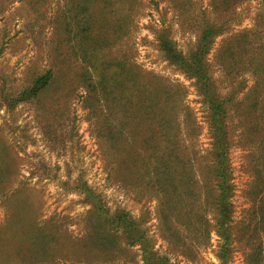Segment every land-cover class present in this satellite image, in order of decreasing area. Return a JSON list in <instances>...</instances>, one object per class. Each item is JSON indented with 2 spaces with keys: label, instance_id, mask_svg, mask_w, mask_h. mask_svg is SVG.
Masks as SVG:
<instances>
[{
  "label": "rangeland",
  "instance_id": "obj_1",
  "mask_svg": "<svg viewBox=\"0 0 264 264\" xmlns=\"http://www.w3.org/2000/svg\"><path fill=\"white\" fill-rule=\"evenodd\" d=\"M64 3L36 0L33 6L25 0H0V264H144L140 244L125 245V252L119 238L104 248L99 236L91 233L97 223L95 212L105 204L111 212L130 211L152 251L171 264H221L217 253L222 240L210 206L207 221L200 218L204 212L200 182L193 185L199 197L178 204L179 212L190 204V223L179 213L163 220L167 203L163 205L161 194L143 195L136 187L129 188L131 182H119L126 177L125 167L115 173L125 154L121 145L126 134L118 142L116 134L107 141L106 132L99 130L105 109L88 108L89 82L83 78L93 86L105 76L110 84L108 78L115 79L120 72L116 63L124 60L127 68L136 64L158 75L161 85L167 81L179 87L174 89L176 99L185 98L200 125L193 139L183 131L198 172L199 157L208 155L212 146L208 110L195 80L165 57L160 35L166 34L189 57L204 19H215L210 0H117L107 14L111 23H90L88 56L85 47L77 46L87 37L79 23L55 22ZM234 10L237 14L215 39L207 61L221 93L243 79V96L255 82L253 69L227 76L219 49L244 29L257 28L264 42V2L243 0ZM258 52L264 53V46ZM50 68L56 73L52 83L35 97L30 98L31 92L23 96ZM180 110L184 119L185 110ZM237 123L236 114L229 115L227 127L234 141L229 153L234 184L231 231L236 237L229 264H250L239 237L248 221L259 219L256 207L263 194L258 183H264V163L238 143ZM194 149L199 150L197 156L192 155ZM201 230L209 231V236ZM34 233L37 242L31 246Z\"/></svg>",
  "mask_w": 264,
  "mask_h": 264
},
{
  "label": "trees",
  "instance_id": "obj_2",
  "mask_svg": "<svg viewBox=\"0 0 264 264\" xmlns=\"http://www.w3.org/2000/svg\"><path fill=\"white\" fill-rule=\"evenodd\" d=\"M27 3L36 4V0H25ZM117 0H66L63 11L55 19L56 23H79L80 32L87 34L80 39L77 46L85 47L87 56L90 47L86 42L90 36V23H111L107 16L113 10L112 5ZM186 1V0H181ZM243 0H210V7L215 13V19H204L195 50L189 57L184 56L175 43L165 35H160V46L167 60L177 66L189 79H194L202 100L208 110V126L212 137V146L208 155L199 158L198 172H195L194 159L189 153L186 133L193 139L200 125L194 111L186 103L185 98L176 99V91L170 82L161 85L160 78L155 74H148L138 65L127 68L126 61L116 65L120 72H116L115 79L101 76V80L91 86L85 76L84 81L88 90L86 100L90 102L88 108L102 105L105 109L104 119L100 122L99 130L106 132L107 141L112 142L116 134L118 142L121 135L125 140L121 145L120 164L126 169V177L119 182H131L132 187L139 189L143 195L161 194L163 199V220L169 214H180L190 223L193 214L189 205L179 209L184 201L191 196L198 198L194 184L200 182L203 186L200 192L203 195L204 212L200 218L207 221L206 214L209 210L214 214L217 234L222 240L217 257L221 264H229L232 245L235 240L232 234L233 209L232 194L234 184L233 172L230 167V149L233 139L227 127L229 115L236 114L237 127L240 129L238 143L249 148L256 155V160L264 163V53H259L264 46L262 37L257 28L244 29L232 37H228L220 47L221 65L228 76L231 71L240 73L253 69L255 82L243 96L245 81L231 83L228 91L223 94L219 91L213 79L207 56L210 54L215 39L227 30L234 15V8ZM264 2V0H262ZM93 9H99L97 13ZM256 21V20H255ZM258 26V23H256ZM256 26V27H257ZM260 44L257 46V44ZM118 73V74H117ZM52 68L44 74L37 76L28 91L22 93L30 98L35 97L39 91L48 87L54 77ZM81 76V75H80ZM118 76V79H117ZM94 76H91L93 79ZM131 94H126L127 90ZM183 90V88H182ZM185 94V91H184ZM103 102V104H102ZM180 108H184L185 118ZM94 110V109H93ZM184 124V125H183ZM111 147H116L111 143ZM254 148V149H253ZM192 155L199 150H191ZM196 159V158H195ZM114 166V165H113ZM113 168V167H112ZM205 189V191H203ZM206 189L207 193H206ZM258 190L262 193L260 203L256 207L259 219L248 221L242 228L240 239L249 252L250 264H264V183H258ZM154 192V193H152ZM95 212L97 223L91 228V233L99 236V244L107 248L113 241L121 238L125 245L132 247L140 244L143 251L144 264H171L167 257L160 256L152 251L150 242L143 232L141 223L133 217L130 211L124 208L114 212L105 205H100ZM15 221L13 220L12 223ZM204 236H209V231L201 230ZM31 246L36 244L34 236Z\"/></svg>",
  "mask_w": 264,
  "mask_h": 264
}]
</instances>
